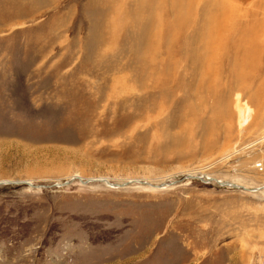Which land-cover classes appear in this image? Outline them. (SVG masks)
<instances>
[{"label": "rangeland", "instance_id": "obj_1", "mask_svg": "<svg viewBox=\"0 0 264 264\" xmlns=\"http://www.w3.org/2000/svg\"><path fill=\"white\" fill-rule=\"evenodd\" d=\"M0 264H264V0H0Z\"/></svg>", "mask_w": 264, "mask_h": 264}, {"label": "bare ground", "instance_id": "obj_2", "mask_svg": "<svg viewBox=\"0 0 264 264\" xmlns=\"http://www.w3.org/2000/svg\"><path fill=\"white\" fill-rule=\"evenodd\" d=\"M210 54H207L206 53V56H209ZM246 119H247V116H245L244 118H243V121H244V123L246 122Z\"/></svg>", "mask_w": 264, "mask_h": 264}]
</instances>
